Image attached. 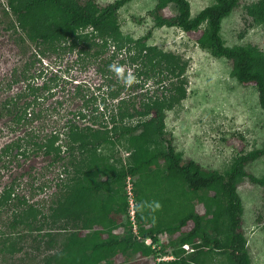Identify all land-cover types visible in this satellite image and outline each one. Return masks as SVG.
<instances>
[{
    "label": "trees",
    "instance_id": "16d2710c",
    "mask_svg": "<svg viewBox=\"0 0 264 264\" xmlns=\"http://www.w3.org/2000/svg\"><path fill=\"white\" fill-rule=\"evenodd\" d=\"M129 1L114 0L104 7L89 0L0 1V21L4 15L6 18L1 22L5 30L15 36V43L21 48L34 47L36 52L34 58L24 61L16 77L13 75L11 80L1 82L0 89H9L20 81L25 86L14 95L0 99V119L8 116L15 125L21 123V127L41 117L42 110L35 106L43 100V92L53 94V87L46 80L41 84L34 80L36 76L31 77L38 54L56 53L63 58L68 53L77 52L75 62L97 63L106 87L105 92L95 96L93 92L90 95L83 92L78 83L72 93L82 100V106L77 110L67 107L61 115L67 119L62 130L55 127L42 135L33 128L5 143L0 150V171L9 168L10 163H19V156L29 157L30 150H43L45 155L52 156L49 166L63 161L67 170L80 164L83 159L79 160V157L85 152L111 142L117 134H132L140 128H149L157 138L167 142L165 149L151 152L143 141L152 132L144 130L134 144L137 152H150L147 158L142 157L126 168L110 169L105 179L92 185H81L52 199L48 208L53 213H41L42 219L38 224L36 221L41 212L37 208L38 201L30 203L25 194L16 192L20 176L12 178L0 191V213L10 212L12 222L8 227L14 228L23 221L30 228L27 232H18L12 239L8 230L0 227V256L9 254V258L2 261L8 264H29L30 260L36 264H115L112 260L114 255L122 253L127 256L130 252H139L145 244L132 235L128 218L125 181L131 175L137 178L138 223L143 218L141 209L146 211L139 224L140 234L156 240L158 234L167 232L169 237L163 247H170V252L178 258L160 261V264H187L185 244L196 251L193 257L202 248H213L227 252L233 264H251L243 231V202L237 184L241 177L249 176L253 182L264 185V179L246 170L249 162L264 155V146L240 155L225 173L205 168L194 159L184 160L176 153L172 141L165 137V111L187 97L188 81L184 75L187 64L180 55L147 44L152 31L136 40L121 35L118 12ZM237 4L238 0H215L192 17L189 0H157L151 14L157 26H178L187 33L198 31L205 22L206 27L197 39L198 43L214 56L231 60L233 75L239 82H254L259 92V103L264 109V58L253 48L227 45L221 33L223 20ZM168 5L174 8L176 15L168 17L163 13ZM123 67L122 74L117 76ZM131 68L133 73L128 75ZM131 76H136L140 82L131 85ZM150 80H154L155 89L152 94L145 95L140 105L136 97L123 93L128 84L133 89L146 85ZM137 117L146 119L134 126L125 123ZM79 119L88 120L90 124L80 125ZM62 134L69 137L66 145L59 143ZM77 148L82 151L80 156L75 153ZM37 188L43 190L44 186H33L32 190L38 191ZM88 194L96 196L91 204L87 202L91 198ZM157 203L159 207H156ZM107 207L120 216L106 218L103 211ZM163 213H170V221ZM223 214L226 218V241L216 233ZM145 221L153 222V226L146 228ZM97 223L99 228L95 227ZM120 227L124 229L122 235L113 233L114 228ZM83 230L88 231L81 233ZM33 233L34 251L37 253L22 256L21 260L14 259L13 253L24 251L23 240ZM145 248L147 254L156 252L151 246Z\"/></svg>",
    "mask_w": 264,
    "mask_h": 264
},
{
    "label": "rangeland",
    "instance_id": "374dc122",
    "mask_svg": "<svg viewBox=\"0 0 264 264\" xmlns=\"http://www.w3.org/2000/svg\"><path fill=\"white\" fill-rule=\"evenodd\" d=\"M0 1L7 2V0ZM89 1L104 7L114 0ZM189 1L192 17L215 2V0ZM156 4L157 0H130L126 3L118 12L121 35L126 39L136 40L146 35L148 31H152L147 44L155 45L163 51L176 53L181 56L182 61L186 62L187 68L184 75L188 81L187 97L172 109L165 111V137L172 141L176 153L182 159H194L205 168L225 173L240 155L264 146V109L259 103L257 86L254 82H239L233 75L231 60L226 57H216L209 49L201 47L197 39L206 27L205 22L198 31L193 33H187L178 26H157L151 14ZM163 13L168 17L176 15L171 5L166 6ZM4 18H6L4 15L1 16L2 22ZM1 21L0 84L11 80L13 75L16 77L24 61L36 56L34 47L22 46L21 48L17 45L14 40L15 36L12 37L10 32L5 30ZM221 33L227 45L253 48L264 58V0H238L234 10L223 20ZM76 58L77 52L68 53L63 58L56 53L37 55V61L31 69V77L36 76L34 79L36 83L42 84L46 80L53 87V94L43 92V100L39 106H35L42 110V115L31 124H24L20 127L21 123L15 125L8 116L0 119V150L5 143L30 132L33 128L40 131L42 135L49 133L55 127L62 130L67 119L61 115L67 107L77 110L82 106V100L72 93L78 83L81 84L83 92H88L89 95L93 92L97 96L106 91L97 63H77ZM124 67L117 73V76L122 74ZM129 73H133L132 68L129 69L128 75ZM131 77L132 81L129 82L131 85L140 82L136 80V76ZM130 84L126 86L123 93L136 97L138 105L147 93L152 94L155 89L154 80L133 89L130 88ZM24 86L25 84L20 81L13 83L9 89H0V99L14 95ZM99 86L101 89H98ZM61 102L64 104L60 105ZM92 106L93 104L90 105ZM87 110L90 111V109ZM144 119L146 118L137 117L125 123L134 126ZM87 121L79 119L78 124H88ZM97 125L94 127H99ZM14 126L16 129H13ZM144 130L148 131L149 128H140L135 133L122 136L117 134L113 136L111 142L101 145L98 149L85 152L82 156H80L82 151L77 148L75 153L80 156L79 160H83L77 166L73 165L68 168L69 170H65L63 161L49 166L52 156L45 155L43 150L38 152L30 150L29 157L19 156V163L18 161L10 163L9 168H2L0 191L4 185L10 183L12 178L20 176L16 192L25 194L30 203L38 201L37 208L41 210L36 221L38 224L42 219L41 213L47 215L53 213L48 205L52 199H57V196L62 193L72 192L81 185H92L96 181L103 180L110 169L126 168L138 162L142 157L147 158L149 150L152 152L166 148L167 142L157 138V134L149 130L152 132L151 136L149 135L143 141L147 143L149 153L137 152L134 143ZM68 141L69 137L66 135L60 136L59 143L63 142L66 145ZM246 170L264 179V155L249 162ZM133 179L136 183L137 178L133 177ZM41 185L44 186L43 190L40 188L42 191L38 188V191L32 190L33 186L40 187ZM237 190L243 202V231L247 239V251L251 264H264V185L253 182L249 176H246L239 179ZM89 197L90 199L96 198L95 195H89ZM221 202L224 207V198ZM141 213L143 218L139 220V224L145 217V209H141ZM103 215L107 218L120 216L113 213L109 207L105 208ZM169 215L170 213L167 215L163 213V216H168V219L164 218V220L170 221ZM126 218L123 219V224ZM11 222L10 212L9 214L0 213V227L2 230L7 229L12 239L18 235V232H27L30 228L28 223L23 221L14 228L8 227ZM220 222L221 228L217 227L216 233L223 241H226L225 214L221 216ZM190 224L184 229L187 230ZM144 226L152 227L153 222L145 221ZM123 231L122 227L113 229V233L119 235H122ZM33 235L35 233L23 240L26 249L13 253L14 259L21 260L22 256L37 253L34 251ZM144 244L147 246L146 243ZM145 245L139 252H130L127 256L120 253L114 255L112 260L115 264L125 262L128 264H160L164 260L178 259L170 252V247H163L164 253L147 254ZM184 249L187 264H233L228 253L223 250L202 248L199 254L193 257L196 251L191 245L188 249ZM165 253L172 254V257L167 259ZM3 258H9V254L0 256V264L6 263L2 261ZM29 264L36 263L30 260Z\"/></svg>",
    "mask_w": 264,
    "mask_h": 264
},
{
    "label": "built area",
    "instance_id": "2783aa9c",
    "mask_svg": "<svg viewBox=\"0 0 264 264\" xmlns=\"http://www.w3.org/2000/svg\"><path fill=\"white\" fill-rule=\"evenodd\" d=\"M125 182H126V194L128 197V215L132 225V230H131L132 234L134 236H137L139 239L144 240V242L148 246H151V248L155 250L157 253H164L163 246L169 237L168 233L162 232L158 234L156 240L153 239L152 237L143 238L141 236L140 227L136 215L138 200L136 197L135 181L131 175H128ZM184 247L188 249L189 244H185ZM165 255H167V259L172 257V254L165 253Z\"/></svg>",
    "mask_w": 264,
    "mask_h": 264
},
{
    "label": "crops",
    "instance_id": "0c3cea01",
    "mask_svg": "<svg viewBox=\"0 0 264 264\" xmlns=\"http://www.w3.org/2000/svg\"><path fill=\"white\" fill-rule=\"evenodd\" d=\"M91 201H92V199L89 198L87 202H88L89 204H91ZM89 207H90V206H88V208H89ZM106 218H107V217H106ZM95 227H96V228H99L100 226H99L98 224H96ZM122 228H123V227H122ZM83 231H85V230H83ZM83 231H82V233H83Z\"/></svg>",
    "mask_w": 264,
    "mask_h": 264
},
{
    "label": "clouds",
    "instance_id": "9594fccd",
    "mask_svg": "<svg viewBox=\"0 0 264 264\" xmlns=\"http://www.w3.org/2000/svg\"><path fill=\"white\" fill-rule=\"evenodd\" d=\"M156 207H159V204L157 203V205H156ZM129 216V215H128ZM162 233V232H161ZM133 235V234H132ZM134 236V235H133ZM142 236V235H141ZM135 237H137V236H135ZM143 237V236H142ZM149 237H151V236H149ZM143 238H146V237H143ZM137 239L139 240V241H142V242H144V240H141V239H139L138 237H137ZM145 243V242H144ZM148 246V245H147Z\"/></svg>",
    "mask_w": 264,
    "mask_h": 264
},
{
    "label": "flooded vegetation",
    "instance_id": "af4514ba",
    "mask_svg": "<svg viewBox=\"0 0 264 264\" xmlns=\"http://www.w3.org/2000/svg\"><path fill=\"white\" fill-rule=\"evenodd\" d=\"M12 180V179H11Z\"/></svg>",
    "mask_w": 264,
    "mask_h": 264
}]
</instances>
